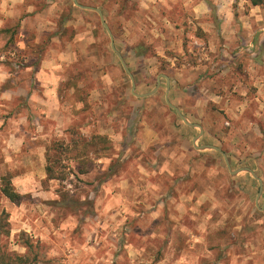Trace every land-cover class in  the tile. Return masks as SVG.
Returning a JSON list of instances; mask_svg holds the SVG:
<instances>
[{"label": "rangeland", "instance_id": "1", "mask_svg": "<svg viewBox=\"0 0 264 264\" xmlns=\"http://www.w3.org/2000/svg\"><path fill=\"white\" fill-rule=\"evenodd\" d=\"M221 1L218 0L217 3ZM77 2L102 10L112 32L114 46L133 74L135 91H150L155 86L158 75H167L172 88L171 93L168 92L171 103L179 107L190 122L199 123L203 128L196 144H213L220 147L227 156L231 170L239 167L251 168L262 179V193L256 205L259 186L257 179L247 171L231 175L223 156L216 150L194 148L192 138L198 134L199 129L185 124L166 104L167 83L164 77H160L159 88L153 95L140 98L131 94L130 79L111 49L109 35L95 11L78 7L73 4V0H24L23 4L16 5L19 15L5 16L4 4H13L14 0H0V55L4 56V59L0 60V75L7 73V79L0 83V94H3L5 89H16V85L25 86L31 83L34 79L33 71L47 56L57 59L59 67L56 68V77H64L55 83L57 101H64L68 89H76L75 98L84 102L88 95L85 89L91 88L97 73L101 68H106L113 72L118 83L104 99L110 105L109 114L113 111L118 113L117 120L122 122L123 127L119 154L104 172H100L94 159L116 153L114 142L109 136L100 134L101 130L107 129V124L102 123L98 129H91V134L85 137L79 129L85 126L86 120L89 124L92 121L81 113L86 112L90 105L85 103V107L79 112L70 110L71 116L57 112L61 123L64 119L70 121L63 129L68 141L54 135H51L47 142L39 138L34 140L44 147L45 173V179L39 181L40 187L34 191L47 193L51 190L58 199L43 200L39 196H33L32 192L25 191L21 192L18 201H11L1 191L6 180H9L17 191L31 187L30 173L32 181L38 179L34 173L39 168V157L29 156V153L33 152L30 134L35 131L38 123L33 124L28 116L25 124L16 125L20 131L13 135L24 132L25 144L20 147L19 153L8 149L7 156L12 158V164H15L13 167L5 159L4 149L7 145L4 140L7 136L3 133L11 127L10 120L20 118L19 110L13 113L14 116H11L10 120L7 119V114L13 115L14 109H21L22 99L17 94H12L13 98L9 103L0 100L1 105H8L7 108H0V120L3 121V124H0V251L26 253L29 254V259L35 255L36 264H84L85 260L89 264L93 260L96 264H104V260L99 257L108 251L105 247L107 242L115 249L111 252V264H139L141 260H150L151 264H161L162 261L164 264H175L182 256L184 264H193V258L194 264H264V206L260 209L264 202V101L260 96L262 89L256 83L264 76V40L260 39L261 33L257 24L251 25L253 34L249 37L247 30L240 23L242 19L247 20L254 9L259 10L257 14H264V3L252 5L249 0H230V8L217 10L212 0H205L211 11V15L207 17L210 31L206 32L204 27L193 19L195 31L192 35L204 43L202 46L191 45L192 51L189 52L188 33L191 29L188 20L191 17L179 3L173 4V0H165L167 8L159 0ZM142 2L149 3L150 7L141 8ZM52 3L57 4V7L49 13L48 9ZM26 6H31L33 11H23ZM153 8L155 12L152 11ZM228 13H231V25L227 26V30L221 35V25ZM165 19L173 25L175 31L183 29L179 44L183 55L170 48L164 52V57L168 59L157 55L156 45L163 44L168 48L174 40L168 29L163 26ZM149 21L154 22L159 33L152 42H149L150 32L146 30V26L147 29L152 27ZM259 23L264 24V21ZM233 28H236L235 32H232ZM160 36L166 39L161 40ZM77 37L82 39L77 40ZM249 43L252 48H248ZM19 44H23V48L19 47ZM210 45L215 47V53L207 51ZM81 50L85 54H81ZM225 52L227 55H224ZM204 53L208 54L209 60L201 59ZM59 55L67 59L61 60ZM73 56L76 57L75 60ZM89 57H94L97 63H86ZM101 61L102 64L99 63ZM189 77L192 79L189 80ZM208 80H215L217 84L238 81L242 88L246 89L245 95L240 96L232 92L231 86L228 88L237 104H245L247 101L242 112L233 109L238 118L230 116L222 106L211 100H207L200 109L194 108L207 99L201 88ZM78 81L84 82V88H76ZM16 93L21 91L17 89ZM216 94L223 95L222 92ZM56 123L55 120H41L42 134L49 128H54ZM142 131L147 133L146 138L155 137L148 145L146 154L141 157L143 163L151 156L156 159L157 165H162L166 157L160 153L164 150L180 158V163L173 165L174 175L163 181V194H158L159 199L156 200L151 197L144 200L142 195H132L133 183L130 177L133 172L128 169L131 160L137 155L136 150H133V154L127 159H121L130 143H136L134 138H139L138 133ZM99 135L105 137V140L100 141ZM89 153L94 159L88 158ZM68 159L78 161L74 170L62 162ZM29 160L32 163H29ZM182 164L197 170L196 182L191 183L190 187L188 185L193 176L188 171H183ZM155 167L153 166V169ZM94 169L97 173L93 177L95 186L91 181L80 179L92 173ZM69 174H73L76 181L73 183V180H68L69 184H73L71 192L64 190V181ZM206 174H210L211 179H205ZM162 175L166 177L167 173ZM14 180L21 183L13 184ZM50 181H57L59 186L51 189ZM143 186V181L135 185L137 188ZM105 188L109 191L105 192ZM194 189L198 193L218 189L213 191L212 195L221 202V207L227 210V218L222 224H217L220 217L214 212L205 226L204 234L192 233L198 240L189 248L192 243L190 237L181 233L177 222L170 219L168 201L170 198L179 200L180 195L189 194ZM81 195L85 197L84 200L80 199ZM115 196L120 197L123 207L128 209L127 212H122L121 216H115V221L123 217V224L116 229V235L103 227H96L93 232V226L108 223L111 228L115 223L109 221L108 217L115 215V212L120 210V205L110 209L105 215H100L108 200ZM195 199L194 197L193 203ZM38 205H42L49 213L56 214L54 224L56 220L67 219L68 215L76 218L77 227L68 233L69 250L61 252L54 243L42 241L40 236H32L23 229L13 232V228L18 227L11 221L13 211L23 208L25 215H31ZM208 206V202L200 206L201 215L207 211ZM158 209L159 215H153ZM172 214L178 215L174 211ZM193 223L185 216L180 221V226L191 228ZM85 232L88 233L87 236ZM106 232L109 234L105 235ZM27 240L32 243L30 253L25 246ZM73 240L75 243H72ZM126 244H131L137 251L143 247L144 252L138 257H129ZM12 245L24 247L25 251L16 252L12 250ZM87 249H92V253H87ZM73 250L76 251L75 255L72 254ZM52 251H56L57 255L49 256ZM121 256L124 257L123 260L117 259Z\"/></svg>", "mask_w": 264, "mask_h": 264}, {"label": "clouds", "instance_id": "2", "mask_svg": "<svg viewBox=\"0 0 264 264\" xmlns=\"http://www.w3.org/2000/svg\"><path fill=\"white\" fill-rule=\"evenodd\" d=\"M161 4L164 5L165 8L168 7V4L165 3V0H159ZM218 0H212V3H217ZM230 2V0H229ZM24 0H14L13 4L5 3L4 8V15L5 16H15L19 15V12L16 11V5L17 4H23ZM179 3L180 7L187 11L191 17V19L188 20V24L190 26V31L188 33V39L190 41L188 51H192L191 45H203V41L200 39H196L192 33L195 31V25L192 23V20L195 19L197 23L200 24L201 27H204L205 31H210L209 27L207 26V17L211 15L210 8L206 6L205 0H173V4ZM57 7V4L52 3L51 6L48 9V12L51 13L53 9ZM140 7L143 9H148L150 7L149 3H141ZM227 5H225L224 9L226 10ZM26 12H32L33 8L31 6H26L22 9ZM153 12H155V9H152ZM258 9H254L247 20L242 19L240 23L242 24L243 28L247 30V34L249 37L252 36V24H257V27L261 33L260 39L264 40V24H261L259 22L264 21V14H257ZM219 14V13H217ZM254 18V19H253ZM147 20L148 18L145 17ZM228 20H231V13H228ZM179 22V21H177ZM150 24H152V27L150 29H147L150 32L149 42H152L157 36H159L158 30L154 24L153 21H149ZM227 21H225L221 25V35L224 34V32L227 30ZM163 26L168 29L169 33L174 37V40L170 42L169 47L166 48L163 44H158L155 46V51L159 57H163L164 59H168L167 57H164V52L166 50H169V48L176 53L183 55L182 50L179 47L181 35L183 32V29H181L179 32L175 31L173 29V25L168 22L167 19L163 21ZM236 28L232 29V32H235ZM161 40L166 39V37L160 36ZM77 40L82 39V37H77ZM19 47L23 48V44H19ZM248 48H252V44H248ZM208 52L215 53L216 49L214 46L210 45V47L207 50ZM81 54L83 53V50H81ZM224 55H227L225 52ZM255 55V53H253ZM4 56L0 55V60H3ZM61 60H66L67 57H60ZM76 57L73 56V60H75ZM203 60H209V56L207 53H204L201 57ZM87 62L97 63L94 57H89V60ZM100 64L103 63V61L99 62ZM47 66V65H46ZM59 67V65H57ZM67 67V65H65ZM251 70V69H250ZM64 77L57 76L55 78H45L43 72L37 77V79H40L44 81V86L46 87L47 84H52L53 88L51 90H47L43 93L45 97H47V100L39 99L35 93H33L28 100V103L31 105L32 110L36 113V115H39L40 113L44 114L45 121L47 120H55L57 121L54 128H49L47 132L41 133V127L36 126L35 131L32 132V139H41L47 142V139L54 135L57 138L63 137L65 141H68V137L64 135L63 129L68 126V123L70 122L68 119H64L63 122H60V118L58 116V113L54 110H58L59 113H67L69 116H71V111L79 112L81 109L85 107V103L90 105L89 109L81 113V115L87 116L88 120H91L92 123L89 124L88 121H85V126L81 127L79 129L80 133L88 137L91 134V129L93 128H99V126L102 123L107 124L106 130H101L100 134L108 135L109 139L113 141V147L116 148V153H109L101 156L100 159H94L92 157V154L89 153L88 158L94 159V163L99 168L100 172H104L108 165L116 158V156L119 154V141L121 140V132L123 131L122 122L117 120L118 113L111 112L109 114L108 109L110 107L109 103L104 99L105 96H107L113 86L118 83V81L114 78V74L111 70H108L106 68H101L100 71L97 73L96 78L92 82V87L89 89H85V91L88 93L86 99L84 102H79L75 98V92L76 89H68L65 95V99L63 102H59L56 99L55 95V83L56 80H61ZM5 79H7V73H3L0 75V83H2ZM189 80L192 79V77L188 78ZM258 86L261 87L262 91L260 93L262 101H264V76H261L259 80L256 81ZM232 87V92L238 93L240 96L245 95V88H242L241 83L238 81H227L224 84H217L215 80H208L204 82V86L201 88V91H203L206 95V100L203 102H200L196 106H194L195 109H200L203 107V105L207 102V100H211L215 102L218 106H222L230 116H233L235 118H238L236 116V112L233 111V109H236L238 112H242L247 101H245V104H237L235 101V98L232 97L231 93L228 91L229 87ZM76 88H84V82L78 81L76 84ZM217 92H222L223 95H217ZM0 100L3 101H11L12 95H10L8 92H5L3 94H0ZM37 105H44V107H37ZM7 104L0 105V108H7ZM27 110H25V113H22L20 115L19 119H13L9 121V125L11 126L8 129H5V132L3 135L7 136V139L4 140V143L7 145V147L4 149L5 151V159L6 162L9 164H12V158L7 156L8 149H12L14 153L20 152V145L24 142V134L22 133L20 135L19 139H13V133L19 132L20 129L16 127L17 124H25L24 115L26 114ZM143 123V122H141ZM0 124H3V121L0 120ZM26 127V131H28ZM139 138L136 139V143H130L128 149L124 152L121 159H127L129 156L133 154V150H136L137 155L131 160L129 164V171L133 172V176L130 177L132 179L133 188H132V195L140 196L142 195L144 200L149 199L151 197L152 200L159 199L158 194H163L161 192V186L163 184V181L165 179H168L174 175V172L172 170L174 164L180 163V158L175 156L174 153H170L167 150L161 151V155L165 156L166 159L163 161L162 165H157L156 159L152 158L151 156L148 157V161L146 163H143L141 160V157H143L146 154V149L148 148V145L153 142L155 137H147V133L142 131L138 133ZM43 151L44 148L40 147L34 150V152L29 153V156L36 155L39 157L38 170L34 173L38 179L35 181L31 180L32 173L29 174V181L31 182V187H25L22 189H19L21 192H32L33 196H39L43 200H56L58 199V196L54 195L53 191L49 190L47 193L41 192V191H34V189H38L40 187L39 181L45 179V173L43 172V166H44V159H43ZM63 163H66L69 168L75 167V164L78 162L76 160L68 159L62 161ZM29 163H32L31 160H29ZM103 167H100V166ZM13 167H15V164H12ZM153 166H156L155 169H153ZM181 168L183 171H188L190 175L193 176L192 181L189 183L188 187L191 186V183L196 182V169L190 168L187 164H182ZM147 169V170H146ZM67 171V170H65ZM183 171L180 173L183 174ZM167 173V176L164 177L162 174ZM96 170L94 169L92 173H90L87 176H82L80 179L83 181H91L93 183V186H95V181L93 180V177L96 175ZM205 179H211L210 174L205 175ZM68 180H73V183H76V181L73 178V174H69L67 176V179L64 181L65 191H73V184H69ZM141 181H143V188H137L135 185L139 184ZM21 181L14 180L13 184H19ZM59 184L57 181H50V188L55 189L58 187ZM119 186V185H117ZM218 189H209L206 190L203 193H198L197 190H192L189 194L186 195H180L179 200L170 198L168 201L169 204V215L170 219L177 222V227L179 228V231L181 233H184L188 237H190L191 242L189 244V248H192L193 244L197 242L198 238L196 236H193V232H199L201 234L205 233V226L208 225L211 216L214 212L219 214V220L216 222L217 224H222L223 220L227 218V210L221 207V202H218L217 199H215L212 195L213 191H216ZM105 192H108L109 189L105 188ZM222 195V193H221ZM196 198L193 203V198ZM84 196L81 195L80 199L84 200ZM142 203L143 201H138ZM206 202L210 206L207 207V211L204 212L203 215H201L200 212V206L204 205ZM117 205H120V210L115 212V215L109 216V221H115V216H121L122 212H127L128 209L126 207H123V202L120 197L115 196L111 197L108 202L105 204L103 210L101 211L100 215L103 216L106 213L109 212L110 209L116 208ZM186 205H188L186 207ZM163 207V205H161ZM178 213V215H173L172 212ZM55 213H49V211L44 208L42 205H38L36 209L32 210L31 215H25V210L21 208L20 210L13 211L11 221H14L18 227L13 228V232H19L21 229H23L26 233H29L32 236H40L42 241H46L48 243H54L56 248H59L61 252L65 250L70 249V244L68 240V233L71 232L72 229L77 227V221L76 218L72 215H68L67 219L64 220H56L55 224L53 223V219L55 217ZM153 215H159V209L156 213ZM187 216L190 221H193V225L191 228L180 226V221ZM21 217H24L21 219ZM237 220L239 217L236 218ZM123 224V217L119 221H115V223L112 224L111 228H109L108 223H104L103 225H96L91 228L93 232L96 231V227H103L105 229H108L109 232L113 235H116V229L119 228V226ZM216 225H211V227H215ZM109 232H106L105 235H108ZM88 233L85 232V236H87ZM54 238V239H52ZM100 239H104V237H100ZM72 243H75L73 240ZM12 250L23 253L25 251L24 247L12 245ZM105 247L108 249L104 253V256L99 257L100 260H104V264H111L112 256L111 252L114 249L113 245L105 243ZM125 248L127 250L128 256H140L144 252V248L140 247L139 250H135L132 248L131 244H126ZM87 253L91 254L92 249H87ZM73 255L76 254V251L73 250ZM203 254V253H201ZM57 255L56 251H52L49 253V256ZM105 257L107 259L105 260ZM119 260H123L124 257H117ZM193 258V264H194ZM84 264H89L87 260L84 261ZM91 264H96V261L93 260ZM139 264H151V261H143L141 260ZM161 264H164L162 261ZM175 264H184V257L182 256L180 258V261L175 262Z\"/></svg>", "mask_w": 264, "mask_h": 264}, {"label": "crops", "instance_id": "3", "mask_svg": "<svg viewBox=\"0 0 264 264\" xmlns=\"http://www.w3.org/2000/svg\"><path fill=\"white\" fill-rule=\"evenodd\" d=\"M228 2H229L228 0H226V2L224 0H222L219 3H215L216 6H214V7H216L217 10H219L221 8H224L225 5H227V8H230V4H228ZM218 18H220V17H218ZM223 20H225V18ZM225 21L228 22L227 26L229 27L231 25V22H230V20H228V16H227ZM61 56L62 55H59L58 58H60ZM69 57H70V55H69ZM56 60H57L56 58L55 59L54 58L51 59V58H48L47 56H45L41 60V64L39 65V67L36 68L33 71L34 79H33V81H31V83L25 84V86L24 85H18V86L16 85V89H11L10 88V89H5L4 90V93L8 92L10 95L17 94L22 99V104L20 105L21 109H19V108L18 109H14L12 114L13 113L15 114L17 112V110H19L20 115H21L22 113H25V110H27L26 114L24 115V119L27 120V117L29 116L33 124H34V122L38 123L37 126L41 127L40 121L45 119L44 114L40 113L39 115H36V113L32 110L31 105L28 103V100H29V97L33 93H35L39 99H44V100L48 99L47 97H45L43 95V93L45 91H47V90H51L53 88V85L52 84H47V86L45 87L44 86L45 82L40 80V79H37V77L43 72V74H44L46 79L47 78H55L56 77V72H57L56 68H57V65H58ZM17 89H19L21 91V93H16ZM171 90H172V88H171V85L169 83V91H170V93H171ZM12 98H13V95H12ZM5 103H9V101H7ZM0 105H1V103H0ZM37 107H44V105H37ZM54 111L58 112V110H54ZM9 112L10 111H8V113ZM14 114L13 115H11V114L8 115L7 114V119L10 120L11 116H14ZM22 133L24 134V137H25V133L21 132V134ZM21 134L13 135V137L14 138L15 137L20 138ZM40 134H42V131H41ZM30 136H31L30 139L33 141V142H31L32 143V147H33V150H32L33 152H34L35 149L43 147L38 142H34V140H36V139H32V134H30ZM24 144H25V142H23L20 145V147L23 146ZM17 192L21 194V191L19 189H17Z\"/></svg>", "mask_w": 264, "mask_h": 264}, {"label": "water", "instance_id": "4", "mask_svg": "<svg viewBox=\"0 0 264 264\" xmlns=\"http://www.w3.org/2000/svg\"><path fill=\"white\" fill-rule=\"evenodd\" d=\"M73 4L78 6V7H81L83 9H88V10H93L97 13L98 17H99V20L102 24V26L105 28V30L107 31L108 35H109V38H110V47L111 49L113 50V52L115 53V55L118 57L119 61H120V64L123 68V70L125 71V73L127 74V76L129 77L130 79V82H131V94H133L135 97H140V98H143V97H148V96H151L153 95L157 89L159 88V85H160V77H164L166 79V82H167V86H166V90H165V102L166 104L172 108L174 110V112L176 113V115L187 125L191 126V127H197L199 129V132L197 135H195L193 138H192V144L194 146L195 149L197 150H202V149H213V150H216L217 152H219L223 158H224V161L226 163V167L229 171V173L231 175H234L240 171H247L249 172L255 179H257L258 183H259V186H258V192H257V195H256V199H255V203L257 205V200L259 199V197L261 196V193H262V188H263V183H262V179L259 178L256 173L249 167H239L235 170H231L230 166H229V163H228V160H227V156L225 154L224 151H222V149L216 145H213V144H201V145H197L196 144V141L197 139L202 135L203 133V128L202 126L199 124V123H194V122H190L186 117L185 115L180 111L179 107H177L176 105H174L173 103H171V101L169 100L168 98V92H169V78L167 75L165 74H161V75H158L157 76V81H156V84L155 86L153 87V89H151L150 91H147V92H144V93H137L135 91V80H134V77H133V74L131 73V71L129 70V68L127 67L126 65V62L124 61L121 53L115 48L114 46V42H113V35H112V32L107 24V22L105 21L104 19V15L102 13V10L98 7H93V6H89V5H82L80 3L77 2V0H73ZM264 206V202L262 204V206L260 207V209Z\"/></svg>", "mask_w": 264, "mask_h": 264}, {"label": "trees", "instance_id": "5", "mask_svg": "<svg viewBox=\"0 0 264 264\" xmlns=\"http://www.w3.org/2000/svg\"><path fill=\"white\" fill-rule=\"evenodd\" d=\"M252 5H261L264 3V0H249ZM100 141H104L105 137L98 136ZM2 193L11 201H18L21 197V194L14 190L9 180L4 182V185L1 189ZM27 250L31 251L32 243L27 240L25 242ZM29 254H17V253H7L5 251H0V264H36L34 260L36 256L33 255L32 259H29Z\"/></svg>", "mask_w": 264, "mask_h": 264}]
</instances>
